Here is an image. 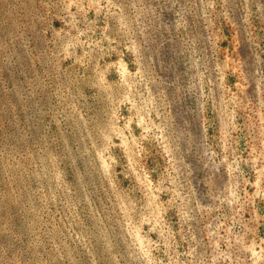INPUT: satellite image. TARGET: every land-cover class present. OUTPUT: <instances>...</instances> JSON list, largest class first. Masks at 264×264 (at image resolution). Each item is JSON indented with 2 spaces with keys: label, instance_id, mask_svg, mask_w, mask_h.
Instances as JSON below:
<instances>
[{
  "label": "rangeland",
  "instance_id": "obj_1",
  "mask_svg": "<svg viewBox=\"0 0 264 264\" xmlns=\"http://www.w3.org/2000/svg\"><path fill=\"white\" fill-rule=\"evenodd\" d=\"M0 264H264V0H0Z\"/></svg>",
  "mask_w": 264,
  "mask_h": 264
}]
</instances>
